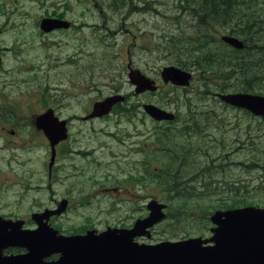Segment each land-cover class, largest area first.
<instances>
[{
	"label": "rangeland",
	"instance_id": "1",
	"mask_svg": "<svg viewBox=\"0 0 264 264\" xmlns=\"http://www.w3.org/2000/svg\"><path fill=\"white\" fill-rule=\"evenodd\" d=\"M115 1L0 0V47L8 49L4 50L5 65L0 72V107L5 108L8 117L7 109L21 115L12 117V123L7 121V128L16 131V135H8L11 142L6 150L0 146V215L25 216L30 199L35 197L43 204H51L52 198L66 195L69 186L74 184L76 201L88 205L77 211L76 227L86 223L85 217L92 216L96 228L105 229L107 223H115L111 217L118 213L111 212L110 206H129L130 209L156 200L172 207L171 221L158 229L163 232L161 239L174 240L210 237V229L214 227L211 215L228 210L225 205L231 200L246 199L252 205L242 207L263 208L264 120L225 105L214 96L221 92L201 95L198 90H203L204 84L200 87L201 78L194 72L187 92L163 89L156 95L134 97L135 86L128 78L129 65L151 78H160L165 67L174 65L165 46L177 29L172 19L175 0H133L138 9L133 12L121 2L118 8L111 6ZM55 10L65 12L66 17L77 24L84 23L85 27L72 33L40 36L41 17ZM87 24L107 25L109 29L107 32L90 29ZM226 33L229 32L221 30L218 38ZM83 68L89 71L86 77H83ZM160 85L164 86L161 81ZM81 87H89L84 88L89 89V93L80 101L83 105L91 98L111 95L117 87L137 105L167 101L164 107L168 110L184 112L191 110L189 104L192 103V108L200 112L192 114L195 118L186 135L181 127L175 131L165 125L158 128L148 114L137 109L96 125L97 129L91 133L86 127L76 128L75 147L93 152L91 159L67 160V166L73 165V169H65L69 179L63 176L67 179L58 185L54 183L49 190L45 167L50 159L48 149L40 146L44 141L32 134L30 127L19 124L22 121L32 124L31 113L39 109L41 91L50 96L62 91L78 93ZM165 92L172 94L168 100ZM188 97H192V101ZM75 110L79 109L75 107ZM0 113L1 128L4 123L2 111ZM155 127L161 129L155 131L156 136L163 138L160 142L157 138L155 142L150 141ZM172 132L179 136L163 137ZM26 138L33 144H24ZM130 143H138L140 148ZM73 172L75 175L70 174ZM149 173L155 180L148 177ZM176 175H180L177 179L186 189L176 190L171 186L174 189L169 187L168 190L160 183L164 179L172 182ZM26 177L30 186L32 183L41 189L26 193L27 188L22 184ZM185 178L193 181L185 184ZM122 182L133 185V192L144 197L127 196L126 192L99 196L102 188ZM184 195L189 197L185 199ZM179 211L186 214L177 213Z\"/></svg>",
	"mask_w": 264,
	"mask_h": 264
},
{
	"label": "flooded vegetation",
	"instance_id": "2",
	"mask_svg": "<svg viewBox=\"0 0 264 264\" xmlns=\"http://www.w3.org/2000/svg\"><path fill=\"white\" fill-rule=\"evenodd\" d=\"M65 14H66L65 12L59 13L58 11L55 10V12H52V14H47L45 15V17H41L39 21L40 36L41 35L50 36V35H57V34L72 33L74 30L78 28L85 27L84 23H82L81 25L77 24L76 21H74L70 17H66ZM0 17L2 16L0 15ZM44 20H51V21L55 20L58 22L62 21V22H66V25L68 26L67 27L63 26L61 28H55L53 30L45 31L42 29V23ZM56 24L57 23H52V24H47V25L48 27H51ZM88 27L90 29L94 28L96 30H99V31L103 30L105 32H107V29H109L107 25L106 26L88 25ZM1 35H2V29L0 27V36ZM226 35H230V34L226 33ZM221 36L222 35L219 36V41L222 42ZM224 44L229 46L226 43ZM229 47L231 48V46ZM4 50H8V49H2L0 47V72L4 68V65H5V55H4L5 51ZM128 68L130 69L129 75L133 71H140L138 69H132L130 65L128 66ZM162 71L160 73V78L159 77L151 78L148 75L144 74L142 71H140V73L144 75L147 79L155 81L157 90L156 91L146 90L144 92L137 93V86L131 83L132 85L135 86L134 97L140 98L142 96H147V95H152V94L156 95L160 93L161 90L163 89H168L170 91L172 89H174L173 91H177V90H183L184 92L188 91V88L191 85L189 87H181V86H176L172 84L171 82L165 83L162 79ZM82 73H83V77H86L89 71L83 68ZM160 81L164 85L163 87H161ZM130 82H131V79H130ZM81 88L82 89H80L78 93H75L74 91L71 93L62 91L61 94H55V95L49 94L50 96L46 95L45 93H42L41 91V93L39 94L41 96L40 101H39V109L31 113L33 114L32 116L33 120L31 121L32 124L26 123L23 121L19 124V126L22 124L24 126L27 125V128L30 127V129L32 130V134L36 135L39 138H42V140L44 141V142L42 141L44 144H40V146H44L48 149V152L50 154L49 162H47L46 166H45L44 161L42 162V160H40L39 162H42L44 166L46 167V169L48 170V175H47L48 176V187L47 188L49 190L52 189V186L54 183L58 185L59 183L64 182L67 178L69 179V175L65 174V169L66 168L73 169V165L67 166L66 164L67 160L72 161L74 159H78V158L84 159L87 157H88L87 158L88 160L91 159L89 158V156H91L93 152H88L87 150H84V149L77 150L75 147L76 141H77L76 133H75L76 128L86 127L88 129V133H91L92 130L95 131V129H97L96 125L107 123L108 121L111 120V118H114V117L119 118L124 115H129L130 113H133L134 110L136 109L140 111L142 110L141 112H144V114L145 113L148 114L145 110L146 106L153 105V106H156L162 109L165 112H168L174 115V118L172 120L157 121L148 114L150 119H152L153 123L158 125V128H161V126L165 125L168 129L175 131L176 128L181 127L184 131V134L186 135L187 129H189V127L191 126L195 118V115H192V114H195V112H200V110L193 109V108H191V110L189 111L186 110L184 112L183 111L176 112V110H168L169 108L164 107L166 106L165 104L167 101L165 103H158V104L152 102V103H142L141 105H137L132 102L131 96H129L128 94L126 95L122 94L120 92V89L117 87L113 89V92L111 95L104 97V98H97V99L91 98L88 100L86 105H83L81 104L80 101L83 98H85L86 95L89 93V89H84V88H89V87H81ZM217 94L218 93H215L214 96L216 97ZM170 95L172 94L169 92L168 93L165 92V98L167 100L171 97ZM175 97L180 98L177 95ZM110 98H122V100L115 102L113 106L111 107V110L108 114H102L100 112H97L96 109L101 106L97 104L103 103ZM4 101H5V98H4ZM174 101L177 102L178 100L175 99ZM3 104L5 105V103ZM75 107H77L79 110L78 111L75 110ZM0 111H2L3 123H4L3 127L0 128V146L1 148L3 147L6 150V146H8L9 143L11 142L8 139V135H11V137L16 135V131L11 130L10 125H9L10 129L7 128L6 126L7 121L8 123H12V117H20L21 115L18 112H16V114L14 112L11 113V111L7 109V111L9 112V117H8V113L6 112L5 108L2 109L0 107ZM240 111H244V110H240ZM244 112L251 114L248 111H244ZM183 113H185L184 117H182ZM252 116L254 118H259L261 120H264V118L255 117L254 115ZM39 118H42V119L39 121L38 120ZM38 122L45 127H50V128L54 127L56 129L55 131L57 132V134L53 133V136H52V139L54 140V143H55L54 145L52 144L53 141L49 139V137L45 134L44 130L39 128ZM155 129L153 132L154 136L151 138L150 141L155 142V139L157 138L156 141L160 142L163 139L161 138L162 136L160 135L156 136L155 134L160 132L161 129L157 130L156 127ZM59 130H62V132H60ZM101 131L104 132V130H101ZM155 131H158V132H155ZM80 132H78V134ZM82 134L85 135L86 133H82ZM171 135L179 136V133L176 134V132H172L170 134L163 135V137L170 138ZM2 142H3V145H1ZM24 144H33V143L29 141L28 138H26ZM123 144L127 145L126 142H124ZM130 144L134 148L135 147L140 148L139 147L140 145L138 143H130ZM152 150L153 149H151L150 152H153ZM153 154L151 155V157L153 156V161H154L155 155ZM47 159L48 158H46V161ZM9 170H11L10 165H9ZM70 174L75 175L74 172ZM65 175L67 176V178H63V176ZM152 176L153 175L149 173L148 177L151 178ZM175 177L176 179H172V181L173 180L174 182L178 181V189H182L183 187H185L186 189V185H183V183L177 179L178 177H180V175L178 176L176 175ZM128 178L131 179V177L129 176ZM151 179L153 180L154 178H151ZM29 181L30 180L26 177L22 183L25 189L27 188L26 193H31V192L33 193L35 191L37 192V190L41 189V186L33 185L32 183L30 186ZM192 181L193 179L189 180L185 178L184 182L186 184ZM172 186L175 187L176 184ZM133 188L134 186L130 185V183L125 184L124 182H122L121 184L113 186V187L102 188L98 192H99V196H103V197H108L110 194L111 195L112 194L124 195L123 192H126L125 195L127 196L134 195L135 197H138V198L144 197V196L135 194L133 192ZM173 189H174L173 187L170 188V190H173ZM54 196H56V194H54ZM58 196L59 195H57V197ZM57 197L52 198L50 200L51 204H48V205L43 204L42 202H39L35 197L32 200L30 199L29 205L25 207L27 209V213L25 216H15V215L1 216L0 215V218H3L7 222H10V224L19 223L23 234L24 233L33 234V233H36L37 231L36 235L41 234V233L43 234L45 232L44 236H46L44 239L45 240L44 244H42L41 247H38L39 249L37 247L35 249L28 248L26 245L21 246V247H10L4 250L5 257L7 258L21 257L22 259L23 258L25 259L28 256H31L32 251H33V252H36L35 255L38 261L33 260L31 264H81L82 261H87L90 257H92V256H88L87 254L88 252L86 253L87 255L81 252V250L82 251L85 250L83 249L84 245L82 246V245L77 244L75 241H72L74 239H71L70 241H68L69 239H59L57 237H52V236H58V237L62 236L65 238H73V237H83V236H86L88 233H93V232L95 236H98V235H101L107 232L108 230L118 231V232L122 230L130 231L135 227V224L139 220H144L148 218L150 216V212L152 209L149 206V204L148 205L147 204L145 205L137 204V206H131L130 209H129V206H121V205L114 206L113 205V206H110L109 208L111 212L112 211L118 212V213L113 214V216L111 217L115 220V223H107L105 229L96 228V226L91 221V218H93L92 216L85 217L86 223L80 227H76L74 220H75V215L77 211L81 209H86L88 205H83L82 203L76 201L74 184H71L69 186L66 195L60 196L58 198ZM122 209L126 212H123ZM170 209L172 210V207L169 205H166L164 209L165 214L161 222H159L158 224L144 231L136 232L137 236H134L133 243L139 246H157L164 242H180L183 240L190 239V238H184V239L174 238V240L173 239L172 240L171 239H161V235L163 232H161L158 228L160 225L166 223L167 221H171L172 215L169 213ZM105 212L106 211H103L102 213H105ZM177 213L186 214L185 211H179ZM180 216L178 215L179 218ZM211 229H210V232H211ZM164 232L167 233L166 229L164 230ZM53 233H55V235H53ZM200 237H203V236H200ZM210 237H207V238H210ZM194 238H197V237H194ZM203 238L206 239V237H203ZM131 258L132 256H128V257L122 256L119 259L128 260ZM64 260L65 261L68 260V261L65 262ZM10 263H7V264H10Z\"/></svg>",
	"mask_w": 264,
	"mask_h": 264
},
{
	"label": "water",
	"instance_id": "3",
	"mask_svg": "<svg viewBox=\"0 0 264 264\" xmlns=\"http://www.w3.org/2000/svg\"><path fill=\"white\" fill-rule=\"evenodd\" d=\"M52 23L58 25L48 27L47 24ZM63 26L67 27L68 25L66 22L55 20H44L42 23V29L45 31ZM221 40L237 50L245 48L244 42L237 37L223 35ZM129 78L131 83L137 86V93L157 90L155 81L147 79L140 71L131 72ZM192 78L191 72L176 66L166 67L162 71L163 81L165 83L171 82L176 86L189 87ZM217 98L226 105L246 110L255 117L264 118V95L239 92L217 94ZM119 100L122 98H110L97 104L101 106L96 111L108 114L113 104ZM145 110L157 121L174 118V115L153 105L146 106ZM38 126L44 130L54 145L52 136L53 133L57 134L56 129L45 127L39 122ZM59 131L62 132V130ZM149 206L152 208L150 216L144 220H139L130 231L108 230L98 236H95L93 232L83 237H52L69 239L68 241L74 239L72 241L84 245L83 249L85 250H81V252L92 257L87 261H82L81 264H264V208L249 206L216 211L210 218L214 225L211 229L212 236L210 238L197 237L180 242H164L157 246H139L133 243L134 236H137L136 232L144 231L158 224L165 214L166 204L154 200ZM9 224L10 222L0 218V264L10 262V264H31L33 260L38 261L36 252L33 251L32 255L25 259L4 256V250L10 247L25 245L34 249L41 247L46 237L44 236L45 232L37 235V231L33 234H23L19 223ZM122 256H132V258L120 260L119 258Z\"/></svg>",
	"mask_w": 264,
	"mask_h": 264
},
{
	"label": "trees",
	"instance_id": "4",
	"mask_svg": "<svg viewBox=\"0 0 264 264\" xmlns=\"http://www.w3.org/2000/svg\"><path fill=\"white\" fill-rule=\"evenodd\" d=\"M120 2L122 6L128 5L130 12L138 10L133 0H117L111 6L118 8ZM173 2L172 19L177 29L169 36L165 49L172 57V64L201 78L203 90L198 92L203 96L215 91L264 95V0ZM221 30L244 41L245 49L236 50L219 41ZM189 99L192 101V97ZM189 105L192 108V104ZM160 183L168 190L175 184L178 188V181L164 179ZM188 197L184 195L185 199ZM244 205L252 203L246 199H234L225 205V209Z\"/></svg>",
	"mask_w": 264,
	"mask_h": 264
}]
</instances>
